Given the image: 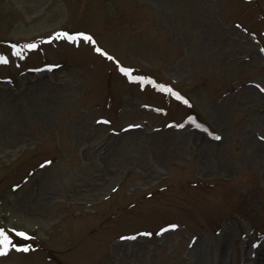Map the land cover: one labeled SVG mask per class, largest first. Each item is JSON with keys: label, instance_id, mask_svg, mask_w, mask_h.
Returning a JSON list of instances; mask_svg holds the SVG:
<instances>
[{"label": "rangeland", "instance_id": "rangeland-1", "mask_svg": "<svg viewBox=\"0 0 264 264\" xmlns=\"http://www.w3.org/2000/svg\"><path fill=\"white\" fill-rule=\"evenodd\" d=\"M262 49L264 0H0V264H264Z\"/></svg>", "mask_w": 264, "mask_h": 264}, {"label": "snow or ice", "instance_id": "snow-or-ice-1", "mask_svg": "<svg viewBox=\"0 0 264 264\" xmlns=\"http://www.w3.org/2000/svg\"><path fill=\"white\" fill-rule=\"evenodd\" d=\"M54 38L55 39L63 38L65 40H67V41H71V42H74V43L79 42L81 40L90 42L92 44L96 43L92 35L84 33V32H77V33L72 34V33H69L67 31H60V32L55 33V37ZM52 39H53V37H49V42H51ZM13 47L15 48V45ZM26 47L29 48V49H36L37 48V44L30 43V44L26 45ZM262 50H264V49H262ZM95 51L97 53H100L101 55L107 57L109 60H114L115 59L114 57L110 56L104 49H102L100 47H96ZM17 55H19V52H17ZM0 62L7 63V58L0 57ZM117 63H119V62L117 61ZM120 71L125 73L126 75H128L129 79H131L133 81H141L142 82L145 79L144 77L133 76L131 74L132 70H130L128 68L121 67ZM160 87L162 88V90H166L168 92H172V89H170V88H165L164 86H160ZM261 90L264 91V88H262ZM173 94L176 95L178 98L184 100V98L181 97L179 95V93H173ZM184 103L187 104L188 101L184 100ZM100 122L109 123V121H100ZM178 126L182 127V125H178ZM262 138H264V137H262ZM215 139H220V137L219 136H215ZM170 227L175 228V227H177V225H171ZM12 231L15 232V235L17 237L22 238V241L23 240L32 239L28 235V233L25 232V231H16L15 229H13ZM162 231H166V230H162ZM144 235H149L150 236V235H152V233L148 232V233H144ZM121 239H128V237H121ZM131 239H135V237H131ZM12 250H15L17 252L28 253L29 251L33 250V248H32L31 244H26V243H23V242L14 243L12 237L3 228H0V256H5V255L9 254V252L12 251Z\"/></svg>", "mask_w": 264, "mask_h": 264}, {"label": "trees", "instance_id": "trees-1", "mask_svg": "<svg viewBox=\"0 0 264 264\" xmlns=\"http://www.w3.org/2000/svg\"><path fill=\"white\" fill-rule=\"evenodd\" d=\"M191 109H193V107H191Z\"/></svg>", "mask_w": 264, "mask_h": 264}]
</instances>
